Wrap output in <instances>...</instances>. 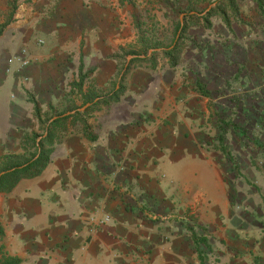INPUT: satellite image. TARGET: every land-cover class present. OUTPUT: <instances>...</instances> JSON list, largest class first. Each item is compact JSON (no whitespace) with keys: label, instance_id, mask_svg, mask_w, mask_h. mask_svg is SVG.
I'll return each mask as SVG.
<instances>
[{"label":"crops","instance_id":"1","mask_svg":"<svg viewBox=\"0 0 264 264\" xmlns=\"http://www.w3.org/2000/svg\"><path fill=\"white\" fill-rule=\"evenodd\" d=\"M23 10L0 36V170L29 159L49 118L81 106L87 92L105 95L119 81L124 90L118 101L56 122L46 167L0 192V260L264 264V226L235 210L210 156L200 89L264 86V52L254 44L255 36L264 40V18L250 42H222L232 43L226 57L180 48L174 66L163 55L127 67L132 38L109 6L47 0ZM80 72L82 85L70 86ZM197 160L213 174L214 198L200 189L192 198L185 182L175 191L161 182L163 166Z\"/></svg>","mask_w":264,"mask_h":264},{"label":"rangeland","instance_id":"2","mask_svg":"<svg viewBox=\"0 0 264 264\" xmlns=\"http://www.w3.org/2000/svg\"><path fill=\"white\" fill-rule=\"evenodd\" d=\"M42 1L47 0H15L16 8L10 17L12 0H0V26L9 21L3 27V31L9 32L10 26L19 20L20 16L24 18L25 5ZM95 1L103 7L109 6L117 18L123 17L122 22L132 38L128 51L143 56L148 50V58L154 60L163 59L161 49L171 44L178 20H184L185 24L189 25L183 39L180 40L182 45L186 43L185 47L181 45V49L193 50L194 47L198 53L207 50L209 56L212 54L223 58L233 47L232 43L223 45L222 42L232 39L250 42L254 35L249 36L248 33L257 27V24L254 25L255 21L263 17L261 12L264 13V0H260L262 8L254 0H232L235 6L233 10L229 6L231 0ZM222 8L229 16V25L224 23L220 13L209 16L204 12L206 14L204 17L196 15L207 9L219 12ZM18 14L21 15L18 17ZM239 29L247 34L246 38L233 37ZM261 42L264 40L255 36L254 44L259 54L264 52ZM150 47L158 48L154 52L149 49ZM130 59L132 58H129V61ZM124 63L125 57L122 60V64ZM205 88L207 93L204 97L207 98V104L206 99H203V105L207 107V111L203 118L202 130L204 129L209 136L207 144L210 156L222 171L228 185L229 199H233L231 203H235L233 206L235 210L242 212V218L247 217L248 221L254 220V224L264 226V86H205ZM234 122L239 124L238 128L246 131V136H241L238 130L236 133L231 130L225 131L226 126H223V123ZM161 175L163 177L161 182L164 186L169 183L166 187L173 191L185 182L190 186L192 198L199 189L208 191L213 198L216 196L213 174L203 161H183L179 164L165 165L162 167ZM211 197L208 198L210 201Z\"/></svg>","mask_w":264,"mask_h":264},{"label":"trees","instance_id":"3","mask_svg":"<svg viewBox=\"0 0 264 264\" xmlns=\"http://www.w3.org/2000/svg\"><path fill=\"white\" fill-rule=\"evenodd\" d=\"M215 1H221V0H215ZM257 2L258 6L262 8V1L260 0H254ZM234 1L229 2V6L231 10L234 9ZM15 0H12L11 2V13L10 17L15 10ZM227 8V7H226ZM212 16L215 15L216 13H220L222 16V20L226 25H229V16L226 14V10L222 8L219 10V12L213 11L212 9H207L199 12L196 14L197 16L203 15L201 17H204L206 14ZM261 12V11H260ZM264 17V13L261 12ZM9 21L5 22L3 25L0 26V36L3 32V27L8 24ZM189 25L185 24V21L181 20L177 22L175 31H174V36L171 44L169 46H166L162 48L163 55L168 58L169 64L171 66H174L177 61H178V56L180 53V47L181 43L180 40L183 39V34L185 33V30L187 29ZM158 47H153L149 48L152 49V51H156ZM148 51V50H147ZM147 51L143 56L136 55L134 52H128V55H135L134 59H130L128 62V66L131 65L133 61H143L145 59H148V54ZM86 74H81L79 73L78 76V81H73L70 83V86H81ZM201 91L205 94L206 88L203 86H200ZM124 88L121 85V81L116 83L112 90L105 94V95H100L96 92L89 91L86 93L85 100L83 104L79 107H74L70 108L67 111H63L57 115H53L49 118V123L46 128H44V134H41L40 136H37V139H34V147L36 148V152L26 161L24 162H19L17 160H9L7 161L6 165L0 170V192H9L15 185L16 183L22 179V178H32L41 173V171L46 167V165L49 162L50 158V153H51V146L54 144L56 141L55 134L53 132L52 127L54 124L58 121H62L68 118H78L81 114L86 112L87 108L84 111H79V109L84 106L87 103H92V106L100 105V104H108L110 102H115L118 101ZM254 104V103H253ZM35 109L34 112L35 114L38 113V107L37 104H34ZM261 108V107H260ZM238 123H223V126H226V132L228 131H233V132H239L241 136H246V131L244 129L238 128ZM225 129V127H224ZM39 137V138H38ZM229 156V154H227ZM230 197V194H229ZM233 201V199H231ZM2 234V230L0 229V235ZM20 259L16 257H4L0 260V264H19Z\"/></svg>","mask_w":264,"mask_h":264},{"label":"water","instance_id":"4","mask_svg":"<svg viewBox=\"0 0 264 264\" xmlns=\"http://www.w3.org/2000/svg\"><path fill=\"white\" fill-rule=\"evenodd\" d=\"M90 105H91V103L86 104L85 106H83V107L81 108V110L83 111L86 107H88V106H90Z\"/></svg>","mask_w":264,"mask_h":264}]
</instances>
